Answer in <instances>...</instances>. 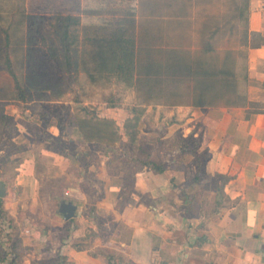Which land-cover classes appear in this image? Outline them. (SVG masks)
Here are the masks:
<instances>
[{"label":"crops","instance_id":"1","mask_svg":"<svg viewBox=\"0 0 264 264\" xmlns=\"http://www.w3.org/2000/svg\"><path fill=\"white\" fill-rule=\"evenodd\" d=\"M243 1L241 27L233 25L228 35L217 37L226 24L220 25L221 11L195 15V6L188 7L193 0H172L171 7L178 8L166 9L164 22L182 27L183 34L191 23L199 24L200 40L188 49L158 48H180L211 69L221 66L227 51L236 61L243 57L245 104L194 106L185 88L186 98L178 104L143 98L145 114L140 122L132 118L136 132H128L135 149L126 157L116 154L119 143L85 142L74 118L61 132L52 120L43 126L37 110L12 102V81L0 68V101L8 102L5 114L17 127L11 141L17 146L12 156L19 159L2 199L21 240L16 251L0 242V264H32L56 256L71 264H107L96 251L122 257L112 264H264V108L252 106L264 102V0H247L245 8ZM141 2L24 0L25 91L57 89L56 63L47 50L39 57L35 53L46 47L61 56L55 29L66 17L73 70L87 80L119 70L121 86L135 90ZM216 37L218 42H212ZM2 42L0 34V61ZM215 56L218 60L211 63ZM164 90L169 94V88ZM99 117L123 129L128 121L121 109L102 108ZM188 136L198 140L196 152L204 161L199 177L189 170L193 157L174 144ZM133 159L161 164L164 170L154 172ZM0 176L8 177L6 171ZM220 176L229 180L223 183ZM61 201L76 207L74 218L59 214Z\"/></svg>","mask_w":264,"mask_h":264},{"label":"trees","instance_id":"2","mask_svg":"<svg viewBox=\"0 0 264 264\" xmlns=\"http://www.w3.org/2000/svg\"><path fill=\"white\" fill-rule=\"evenodd\" d=\"M247 0L243 1L244 8L246 7ZM6 4V7L4 6ZM0 34L2 35L3 43V60L0 61V68L7 72L12 81V96L11 100L15 103L33 102L28 106V109L36 111L39 102L54 101L58 94L50 93H29L25 91L22 79V58H19V68H15L11 61V54L17 51V45H23V25H24V0H0ZM69 27V19L66 17L61 26L55 29V32L60 40L61 56L59 57L54 49L47 48L49 57L56 63L58 72L62 76L63 89L67 88L70 78L76 76L72 68L70 44L67 39ZM143 34L139 33L138 51L136 62V83L135 90L142 94L143 98L152 101L160 100L161 102H168L170 104H178L184 102L185 92L189 93L186 96L191 98L192 105L197 106L200 104L213 105L222 104L225 106L243 105L245 104V87L247 84V72L245 60L240 61L232 58V52H225L223 60L219 68L211 69L209 64L198 60H192L191 56L184 53L181 49H167L160 51L158 57L154 60H149L146 54V46L141 45V38ZM13 46L14 48H11ZM239 55V54H238ZM239 57V56H238ZM105 79H113L115 83L119 82V70L114 74L105 76ZM65 81V82H64ZM92 83H97L98 80L91 78ZM68 82V83H67ZM191 84V86H189ZM169 88V94H165L163 89ZM185 88V92L183 89ZM62 89V90H63ZM61 90V91H62ZM64 91V90H63ZM113 94L104 97L106 108H119L120 100L118 98L113 100ZM243 99V104L238 103V99ZM76 103H81L77 100ZM8 104L6 101H0V132L5 128L15 127V121L11 116L5 114V106ZM43 112L39 113V118L43 126L49 124L48 111L43 107ZM83 111L84 115L76 119V125L85 142H97L101 144H114L119 143L120 146L124 145L121 141V133L119 126L115 121L107 118H100L95 111H87L84 107L78 109ZM52 113L56 114V111ZM57 117V116H56ZM59 131L64 130V124L59 121L56 122ZM125 130V128H124ZM1 135V134H0ZM125 136L128 138L127 143H130L132 148L135 149L133 142V134L127 132ZM178 146H181L185 152L189 153L187 141L193 142V148L190 150L191 155L194 156L196 165V177L201 176L203 171L204 161L202 157L197 154L198 140L188 136L186 139L179 138ZM184 144V147H183ZM2 149L8 155L15 154L17 146L10 141ZM187 150V151H186ZM11 151V152H9ZM139 165L149 166L154 172L160 173L164 170L161 164L154 162H142L136 160ZM19 161L14 164L17 167ZM223 183L229 180V177L220 176ZM3 185H7L5 179L0 180ZM3 226H6L5 228ZM7 228V229H6ZM18 229L13 219L7 214L3 207V199L0 198V239L5 240L10 247H18L20 239L17 237ZM80 248L87 249L88 245H80ZM95 254L103 255L108 263L112 264L114 261H122V257L118 254H107L102 251H96ZM40 264H71L63 256L53 257L50 262H41Z\"/></svg>","mask_w":264,"mask_h":264},{"label":"rangeland","instance_id":"3","mask_svg":"<svg viewBox=\"0 0 264 264\" xmlns=\"http://www.w3.org/2000/svg\"><path fill=\"white\" fill-rule=\"evenodd\" d=\"M201 2H204L205 4L202 6ZM242 0H193V3H189L188 7L190 10H192V6L194 7L193 13L200 12H207L209 15L217 14L219 15V11H221V14L223 13L224 15L221 17L220 25L222 23H226L223 26V29H219L221 34H217L216 36H224V34L228 35L229 29L233 28V25H236V27L240 28V24L242 23V18L240 19L239 16V6L241 4ZM172 0H142L140 4V20L139 24L140 29L142 26L141 33H143V42L145 43L144 45L146 46V54L148 56V59L154 60L156 57H158V53L160 51H165L162 48H158L160 46H177V47H184V49H188V47L196 46V43L199 42L200 40V34L197 31V28L199 27V24H190L191 27L188 29V33L185 32L183 34L184 30L181 31L178 29H174L173 26H167V24L164 22L162 19V14L166 11L168 8H178L177 5L173 6ZM225 12V13H224ZM215 15V24H218L216 20ZM192 16V15H191ZM192 19H197L196 16H192ZM208 18V16H206ZM163 21V22H160ZM143 24V25H142ZM213 24L212 21L208 23V25ZM175 27V26H174ZM216 27V26H215ZM173 28V29H172ZM212 28V27H211ZM201 29V27H200ZM24 36V35H23ZM220 36V37H221ZM216 38H212V42L217 43L218 40ZM17 51L13 54H11V59L12 63L15 66V68H19V57L22 58V61L24 62V45L22 47L16 46ZM11 48H14L11 46ZM180 49V48H177ZM37 52L35 53V56L39 57L40 55H43L46 53V47L45 49L41 47L39 50L36 49ZM239 60L242 61L243 57L239 56ZM217 56H215L214 60H210V62H216ZM22 62V76H23V69H24V63ZM217 65V64H215ZM75 72V71H74ZM76 76L73 78V76L70 78V81L68 83L67 88L63 89L62 86V81L65 80L62 78L61 75H59L60 80H59V85L57 89L51 91L54 93H57L58 96L56 100L54 101H42L39 102V105H43V107H46L48 111V119L54 121L55 123L57 121L61 122L63 124L68 123L71 121V118L77 119L78 117L84 115L83 111H79L78 109L81 107H84L87 111H95L98 116L99 112L101 111L102 108L104 109H121L126 112V115H128V121L125 123V130L122 127H119L121 137H123V134L126 132L128 133H135L136 132V127L133 121V117L135 119H138L140 122L141 117L145 114L142 113V105L143 100L139 96H137L136 90H127L126 88H123L120 84V82L115 83L113 79H105L103 78H95L98 80L97 83H92L91 79L86 78L84 75H80L79 73L75 72L74 73ZM50 81H52V77H50ZM65 82V81H64ZM64 91H63V90ZM62 90V91H61ZM113 94V100L118 98L120 100V105L121 107L119 108H106L105 103H104V97L107 95ZM245 96V94H244ZM77 100H79L81 103H76ZM157 102V100H155ZM239 104H243V99H238L237 100ZM155 102V103H156ZM158 102H161L160 100ZM31 103L33 102H27V103H15L20 109H24L28 107ZM254 110L255 109H262L264 108V102L258 103V104H253L252 105ZM43 107H37L36 110L39 113H42ZM53 111H56V114L52 113ZM133 111V112H131ZM141 113V114H140ZM134 114V115H133ZM140 116L138 117V115ZM125 115V114H124ZM57 116V117H56ZM1 129V128H0ZM138 131V130H137ZM17 132V127L15 124V127H9L5 128V130H2L0 132V150L5 149L7 146V143L10 141L12 135ZM125 137V136H124ZM179 138L174 140V144L177 147L179 143ZM124 144V143H123ZM186 144H189L188 146V151L190 154V150L193 148V142L192 141H187ZM116 154H120L126 157V155L129 154V152L132 151V146L130 143H125L124 145L120 146ZM184 147V144H183ZM178 148H180L178 146ZM182 149V148H180ZM187 151V150H186ZM11 152V151H9ZM193 158L191 159V162L189 163V170L190 171H196V165L194 162V156L191 155ZM19 161L18 157L8 155L7 152H1L0 151V171H6V174L8 177H1L0 180L5 179L8 184L12 183V179L10 176L14 173V164ZM17 237L19 239V231L17 234ZM4 241L0 239V242ZM21 242V240H20ZM11 246V245H10ZM9 245L6 244L7 249L11 248L13 251L21 249V246L18 245V247H10ZM53 258H47V259H42L37 261L36 263L32 264H40L41 262H50ZM14 264H16V260H13Z\"/></svg>","mask_w":264,"mask_h":264},{"label":"water","instance_id":"4","mask_svg":"<svg viewBox=\"0 0 264 264\" xmlns=\"http://www.w3.org/2000/svg\"><path fill=\"white\" fill-rule=\"evenodd\" d=\"M6 196V187L0 182V198ZM76 207L71 202L61 201L59 203V214L66 220L72 219L75 217Z\"/></svg>","mask_w":264,"mask_h":264}]
</instances>
